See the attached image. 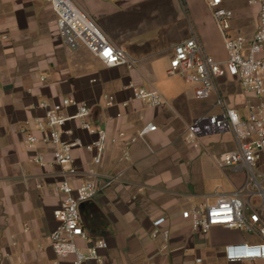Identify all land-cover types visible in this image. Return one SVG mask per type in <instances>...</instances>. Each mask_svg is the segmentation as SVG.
I'll return each mask as SVG.
<instances>
[{
  "label": "crops",
  "instance_id": "0c3cea01",
  "mask_svg": "<svg viewBox=\"0 0 264 264\" xmlns=\"http://www.w3.org/2000/svg\"><path fill=\"white\" fill-rule=\"evenodd\" d=\"M72 1L135 65L107 68L82 45L70 50L49 0H0V264H72V258L58 259L50 244L57 227L54 213L64 199L57 187L65 172L54 163L53 147L38 144L29 149L22 133L40 138L36 120L45 112L38 105L68 98L88 105L92 125L107 131L110 139L120 133L127 136L108 143L98 168H93V156L85 150L73 152L78 172L70 178L73 187L89 180L93 169L101 177L100 185L104 177L122 174L120 181L80 208L88 235L109 245L102 252L103 264H197L198 259L202 264H264L226 262L227 246L256 241L248 233L214 227L207 235L195 234L182 218L193 206L214 204L218 195L231 194L213 195L207 187L219 175L213 154L227 152V147L208 141L228 136L230 151L235 147L231 135L206 138L203 149L184 142L194 120L218 112L216 97L205 109L204 102L212 96L197 100L196 84L169 73L174 47L194 32L210 57L227 61L209 0ZM225 7L236 13L233 29L250 38L258 25L259 8L248 6L246 0H228ZM131 84L156 89L167 105L156 109L134 101ZM221 87L242 117L248 114V104L258 103L236 80L224 78ZM110 96L115 105L107 107ZM126 102L128 107H123ZM75 112L70 108L64 115ZM150 124L157 131L128 144V138ZM66 129L73 131V136L64 137L66 141L78 138L90 144L96 139L78 122H69ZM126 148L129 161L123 159ZM39 155L44 165L33 162ZM229 169L234 190L241 188L246 172ZM160 218L166 219L161 227L169 232L166 243L153 237L154 223Z\"/></svg>",
  "mask_w": 264,
  "mask_h": 264
},
{
  "label": "built area",
  "instance_id": "2783aa9c",
  "mask_svg": "<svg viewBox=\"0 0 264 264\" xmlns=\"http://www.w3.org/2000/svg\"><path fill=\"white\" fill-rule=\"evenodd\" d=\"M227 1L209 0L208 3L224 40L227 61L223 64L210 57L194 32L192 38L174 47L169 73L196 84L197 100L216 97L218 112L194 120L187 128L184 142L195 149H203L204 139L230 134L234 149L222 153L215 162L246 172L247 179L233 193L218 195L214 204L206 202L201 206H193L183 212L182 218L189 222L195 234L207 235L214 227L248 233L256 241L229 245L224 249V257L228 263L257 262L264 261V0H246L248 6L259 8L258 25L250 38L241 32H237L235 37L232 35L236 13L225 7ZM49 2L58 16V28L70 50L74 51L83 45L107 68H134V59L123 49L114 46L72 0ZM224 78L238 81L247 96L258 100L256 104H248V116L242 117L231 107L221 87ZM129 89L134 101L143 102L150 108L158 109L167 105L164 96L154 88H137L131 84ZM106 99L107 107L115 105L113 97ZM128 105L129 102H126L123 107ZM38 107L45 112L44 118L37 119L35 126L41 137L23 131L26 143L29 149H34L38 144L53 147L54 163L66 175L57 187L64 199L54 213L57 227L50 236L51 248L60 260L72 258V264H103L102 252L108 250L109 245L105 240L92 239L88 235L82 223L80 208L120 181L122 174L104 177V183L100 185L101 177L93 169L88 174L89 180L73 187L70 178L78 174L73 152L85 150L93 156V168H98L103 162L108 143L111 141L116 144L127 139V136L120 133L110 139L107 131L92 125V109L72 98L56 104L42 102ZM70 108L76 112L72 116H65L64 111ZM73 121L78 122L88 134L95 135V141L90 144L78 138L66 141L65 136H73V131L66 129L67 124ZM155 131L157 127L150 124L136 136L128 138V144L144 141L148 134ZM123 159L130 160L128 148L123 152ZM33 162L44 165V157L36 156ZM165 223V218L154 223L153 237H161L166 243L169 232L161 230ZM202 262L201 259L197 260V264Z\"/></svg>",
  "mask_w": 264,
  "mask_h": 264
},
{
  "label": "rangeland",
  "instance_id": "374dc122",
  "mask_svg": "<svg viewBox=\"0 0 264 264\" xmlns=\"http://www.w3.org/2000/svg\"><path fill=\"white\" fill-rule=\"evenodd\" d=\"M246 33V32H245ZM244 33V34H245ZM232 35L235 37L237 35V31L234 29L233 32H232ZM83 46V45H82ZM233 87L230 86V92L231 93H234V89H232ZM215 97L212 96L208 101H205L204 104H205V109L207 108H210L211 106V103L215 100L214 99ZM248 116V114L246 115ZM209 143H214V144H220V145H223L225 147H227V151L228 148L230 147L229 146V137L228 136H225V135H222V136H219V137H216L215 139L211 140V141H208ZM206 142V143H208ZM226 152V151H225ZM224 153V152H223ZM221 154H218V155H214L213 154V158L216 159L217 157H219ZM218 165V166H217ZM216 166L219 168V175L218 177L216 178H212L208 183H207V187H208V190L210 191L211 194L215 195L216 193L217 194H222L224 191L226 193H233L235 190H234V186L232 184V182L230 181L229 177H233V173H232V170L225 167L224 165H222L221 163L217 164ZM213 203V201L211 202Z\"/></svg>",
  "mask_w": 264,
  "mask_h": 264
}]
</instances>
